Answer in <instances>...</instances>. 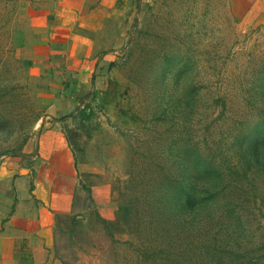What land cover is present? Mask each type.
Masks as SVG:
<instances>
[{"label": "rangeland", "instance_id": "obj_1", "mask_svg": "<svg viewBox=\"0 0 264 264\" xmlns=\"http://www.w3.org/2000/svg\"><path fill=\"white\" fill-rule=\"evenodd\" d=\"M28 1L0 0V162L21 159L23 169L34 155L26 158L23 147L46 111L22 57ZM231 2L132 7L110 66L118 100L83 103L64 120L84 202L57 239L61 262L264 264V146L257 158L247 150L264 121V23L241 21ZM193 144L211 160L213 184L238 205V226L213 205L184 218L202 234L174 231L181 213L171 183L184 178Z\"/></svg>", "mask_w": 264, "mask_h": 264}, {"label": "crops", "instance_id": "obj_2", "mask_svg": "<svg viewBox=\"0 0 264 264\" xmlns=\"http://www.w3.org/2000/svg\"><path fill=\"white\" fill-rule=\"evenodd\" d=\"M247 23H264V0H231ZM139 0H29L22 57L29 64L44 121L22 154L30 159L0 162V264H65L57 239L84 193L64 120L83 103L109 101L115 63ZM26 160V159H25ZM26 171L23 174V171Z\"/></svg>", "mask_w": 264, "mask_h": 264}, {"label": "trees", "instance_id": "obj_3", "mask_svg": "<svg viewBox=\"0 0 264 264\" xmlns=\"http://www.w3.org/2000/svg\"><path fill=\"white\" fill-rule=\"evenodd\" d=\"M253 134L252 142L247 144L249 145L247 150L249 154L251 153V157L255 156V158H257L259 143H263L264 146V121L256 126ZM184 158L187 162H182V174L184 178L178 176L174 182L171 183L174 207H176L178 212L181 213V217L179 218L177 227H175L176 229L174 231L185 232L187 233V236H189V233L193 232H199V234H202L203 232L200 231V228H197L196 230L190 221L185 220L184 218L187 219V216L190 215L189 213H194L200 209L212 207L213 205L217 206L218 210H221V218L223 213L225 217L238 226L241 218V214L235 209L238 205H234L236 202L232 205L229 198L224 197L221 190L213 184V179L217 173L211 166V160L202 158V154L196 144L187 148ZM190 167L193 168V174L191 175L187 172V169ZM223 191H225V188ZM183 215L185 216L183 217ZM220 216H218V218H220ZM200 236L204 248L211 250V252H206V255L209 257L214 256L215 253L213 252L207 237L203 235ZM179 239L181 242H187L186 236H181ZM212 245H215L214 241L212 242ZM220 259L222 258H218V260Z\"/></svg>", "mask_w": 264, "mask_h": 264}]
</instances>
